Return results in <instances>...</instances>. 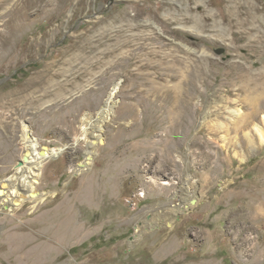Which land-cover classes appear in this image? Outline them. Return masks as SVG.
<instances>
[{"label": "rangeland", "instance_id": "rangeland-1", "mask_svg": "<svg viewBox=\"0 0 264 264\" xmlns=\"http://www.w3.org/2000/svg\"><path fill=\"white\" fill-rule=\"evenodd\" d=\"M221 1L0 0V264H264V0ZM158 53L188 102L150 90Z\"/></svg>", "mask_w": 264, "mask_h": 264}, {"label": "bare ground", "instance_id": "bare-ground-1", "mask_svg": "<svg viewBox=\"0 0 264 264\" xmlns=\"http://www.w3.org/2000/svg\"><path fill=\"white\" fill-rule=\"evenodd\" d=\"M198 2H203V0H197ZM223 1V0H222ZM221 1V2H222ZM249 6V10L250 11H252L253 12V15H254V18H258L259 16H257L256 14L257 13H259V11H262L263 13H264V8H261V7H258L256 4H249L248 5ZM162 6H161V4L157 7V8H152L150 11H149V13L150 14H152L154 17H157L158 16V9L159 8H161ZM184 8H186L185 6H184ZM237 10V9H236ZM235 9H234V7L232 6V5H221L220 4V13H219V15L217 14V13H214V14H212L211 16H212V18H213V22H214V24L217 26V25H219V24H221V23H227V24H229L230 25V29H231V32H233V37H231V39L233 38H236V39H239V40H242V39H244L245 40V38H247L248 36H249V34H250V31H247L245 28V26H246V24L248 23V20L246 19V18H242L240 15H239V12L238 11H236ZM248 13V12H247ZM233 14L235 15V17H232L233 16ZM253 15H252V17H253ZM247 16V15H246ZM160 19L162 20V22L163 23H166V27H170V23H171V21L174 19L175 21H177L178 22V20H179V17H173V16H169L168 15V13H165L164 14V16L163 17H160ZM218 27V26H217ZM235 27H238V29H237V31L235 32V31H233V29L235 28ZM252 27V26H251ZM191 28L192 29H194L195 31H196V34H197V32H199V33H202V32H204L205 31V28H206V24H205V22H203L202 21V19H201V17H196V19H195V21L193 22V25L191 26ZM181 30H178V29H172L171 30V32L172 33H174L175 35H184L183 33H181L180 32ZM220 33H222V34H225V32L227 31V29L226 28H220ZM228 32V31H227ZM201 35V34H200ZM231 35V36H232ZM198 36V35H197ZM162 36H161V34H155V35H153L152 33H148V34H146L145 35V37H144V41L143 42H139L138 43V47H140V48H143V50L144 49H147V48H149V49H161L162 48V46L163 45H165V44H170V42L169 41H166L165 42V39H164V41H162ZM252 38V37H251ZM257 39V38H256ZM238 40V41H239ZM243 40V41H244ZM249 40V39H248ZM232 41V40H231ZM234 41V40H233ZM233 41H232V44H233ZM235 42V41H234ZM249 42V41H248ZM250 42H257V41H255V40H250ZM235 44V43H234ZM234 44H233V46H234ZM245 47H243V45H242V48L241 49H255V47H254V45L253 44H250V43H248L247 45H244ZM235 47V46H234ZM237 47V46H236ZM232 48V47H231ZM138 49V48H137ZM175 49H178V48H175ZM235 49V48H234ZM238 49V48H237ZM256 50V49H255ZM149 51V50H148ZM151 51V50H150ZM149 51V52H150ZM247 51V50H246ZM251 51V50H250ZM159 52V51H158ZM256 52V51H255ZM160 53V52H159ZM158 53V56L160 57V58H162L161 56H160V54ZM252 53H254V52H252ZM130 54H132V53H130ZM137 54V53H136ZM145 54V53H144ZM149 54V53H148ZM245 54V53H244ZM248 54V53H247ZM246 54V55H247ZM133 55H134V53H133ZM130 55V59L132 60V61H134L135 59H136V56L137 55H140V54H137V55ZM153 55V54H152ZM156 56H157V53L155 54ZM167 55V54H166ZM251 55V54H250ZM255 55V54H254ZM155 56V57H156ZM165 56V55H164ZM169 56V55H168ZM171 56H172V53H171ZM175 56V55H174ZM173 56V57H174ZM245 56V55H244ZM243 56V57H244ZM257 56V55H256ZM140 57V56H139ZM159 57H158V59H159ZM246 57V56H245ZM128 58V57H127ZM143 58H145V57H143ZM167 58V57H166ZM248 58H249V56H248ZM260 58V57H259ZM147 59V58H146ZM152 59V58H151ZM171 59V58H170ZM179 59V58H178ZM181 59H185V58H181ZM180 59V60H181ZM263 59V58H262ZM139 60V59H138ZM138 60H136V61H138ZM141 60V59H140ZM143 60V59H142ZM154 60V59H153ZM166 60H168V58L166 59ZM164 58H162L161 59V61L160 62H158L159 64H158V67H160V69L161 70H165L164 68L162 69V67H163V65H164V63H165V61H166ZM174 60V59H173ZM135 61V62H136ZM167 62V61H166ZM185 62V61H184ZM139 63V62H138ZM170 63H172V62H170ZM175 63V62H174ZM174 63H172V64H174ZM179 63V62H178ZM185 63H190V62H185ZM140 64V63H139ZM181 64V63H180ZM182 64H184L183 62H182ZM188 64L186 65V66H188ZM138 65V64H137ZM177 65V64H176ZM139 66V65H138ZM141 66H147L148 68H157V69H159L158 67H157V65H154V64H152L151 62H149V61H147L146 63H144V64H142ZM191 66V65H190ZM137 67V66H136ZM146 67V68H147ZM169 66H167L166 68L168 69H166L167 71H171L170 73L169 72H167L166 70H165V72H167V73H164L163 71H161L159 74H158V72H157V74H158V76H155V78L156 77H158V81L159 82H157L155 79H153V81H155V83H156V85L154 84H152L155 88L154 89H152V87H151V89L150 90H155V89H158V90H160V94H161V97L162 98H164V100L165 99H167L168 97H169V95H168V90H169V88H174L175 90H176V95H175V99H178V100H183V101H187L188 99H187V93H186V90L184 91V86H185V84H186V80L187 79H185V76H188L189 75V72L188 71H190V69H192V66H191V68L190 67H185L183 70H182V72L181 73H179V74H177L176 72H177V70H174L171 66H170V68H168ZM137 68H139V67H137ZM141 68V67H140ZM144 68V67H143ZM147 68V69H148ZM150 68V69H151ZM145 69V68H144ZM143 69V70H144ZM156 69V70H157ZM178 69H180V68H178ZM187 69H189V70H187ZM174 70V72L172 73V71ZM138 72H142V71H140V70H137ZM159 71V70H158ZM156 72V71H155ZM154 71H153V76H154V73H155ZM139 73V74H140ZM144 73V72H143ZM146 73V72H145ZM138 75V74H137ZM149 76H152V75H150V74H148ZM139 76V75H138ZM141 76H143V75H141ZM145 76H147V75H145ZM152 76V77H153ZM194 76V75H193ZM135 77V76H134ZM167 77H169V79H167ZM140 78V77H139ZM177 78H179V81H178V83H175V84H173V85H168V83H169V81H171L172 79H177ZM192 78V77H191ZM141 79H143V77L141 78ZM147 79V78H146ZM193 79V78H192ZM144 80V79H143ZM151 80V79H150ZM134 82H136V81H134ZM141 82V81H140ZM137 84V83H136ZM143 84V83H142ZM144 84H145V82H144ZM144 84H143V86H144ZM141 85V84H140ZM147 85H148V83H147ZM137 86V85H136ZM135 86V87H136ZM142 86V85H141ZM141 86H139V87H141ZM146 86V85H145ZM145 86H144V88H145ZM139 87H137V88H139ZM147 87H150V86H147ZM140 89H142V88H140ZM146 89V88H145ZM145 89H143V90H145ZM149 89V88H148ZM158 90H155L156 92H158ZM140 91V90H139ZM139 91L137 92V93H139ZM153 91H148V92H153ZM228 91H230V90H228ZM142 92H144V91H142ZM146 93H147V91H145ZM145 92H144V94H145ZM144 94L142 95V94H140V95H142V97L144 96ZM160 94H156V95H160ZM136 95V94H135ZM139 95V94H138ZM139 95V96H140ZM152 95V94H151ZM150 95V96H151ZM146 96V95H145ZM144 96V97H145ZM153 96H155V95H153ZM153 96H151V97H153ZM141 97V96H140ZM157 97V96H156ZM146 98V97H145ZM148 99V98H147ZM150 99V98H149ZM163 100V101H164ZM178 100H174V101H178ZM109 99L104 103V105L102 106V108L99 110V118H100V120L102 119V118H104L107 114H108V110H109ZM188 102V101H187ZM171 106V105H170ZM249 108V107H248ZM173 110V109H175V106H174V104H172V106L169 108V110ZM253 109V108H252ZM251 109V110H252ZM170 110V111H171ZM249 110H250V108H249ZM255 110V109H254ZM253 112H256V111H253ZM252 112V113H253ZM233 115H238L239 117H242V116H240V114H239V110L237 111V110H233L232 112H231ZM248 113V112H247ZM246 113V114H247ZM251 113V112H250ZM249 113V114H250ZM246 116V115H245ZM250 118V117H249ZM246 119H247V117H246ZM241 120V119H240ZM253 120V119H252ZM252 122V121H251ZM88 124V123H87ZM246 124V123H245ZM243 127V126H242ZM246 127H247V124H246ZM246 127H244V129L246 128ZM257 127V126H256ZM241 130V129H240ZM239 130V131H240ZM256 131H257V133L259 134V136L260 137H262V138H264V131L260 128V127H257L256 128ZM262 138H260V139H262ZM23 139H24V143H25V145H26V147H27V160H29V156H30V153H31V145H32V141H31V139H30V137H29V135H28V133H27V131L25 130L24 131V136H23ZM88 160H89V158H88ZM30 163V162H29ZM26 167H27V165H26ZM86 167V166H85ZM21 173H19V175H20ZM27 175V174H26ZM25 175V176H26ZM25 181H26V179H25ZM28 181V180H27ZM25 182L26 183V185H25V187H28V188H30L29 187V183L28 182ZM164 184H168V183H164ZM21 196H23V193H20V197ZM192 200V199H191ZM191 202V201H190ZM189 205L190 204H188V206L186 205L184 208H189Z\"/></svg>", "mask_w": 264, "mask_h": 264}, {"label": "water", "instance_id": "water-1", "mask_svg": "<svg viewBox=\"0 0 264 264\" xmlns=\"http://www.w3.org/2000/svg\"><path fill=\"white\" fill-rule=\"evenodd\" d=\"M221 52H223V49H219V50H217V53H221ZM64 149H65V147H64ZM60 154H61V152H59L58 154H55L53 158H56V157H57L58 155H60ZM44 161H45V160H44ZM44 161H43V162H44ZM22 163H23V161H22V160H19V161L17 162V166L22 165ZM1 189H2V188H1ZM7 195H8V194L6 193L5 196H4V198H6ZM191 203H192V204L195 203L194 199L191 200ZM5 208H6V207H5Z\"/></svg>", "mask_w": 264, "mask_h": 264}]
</instances>
